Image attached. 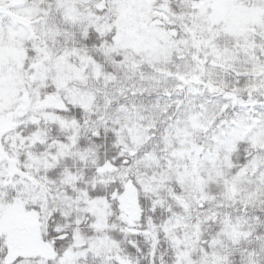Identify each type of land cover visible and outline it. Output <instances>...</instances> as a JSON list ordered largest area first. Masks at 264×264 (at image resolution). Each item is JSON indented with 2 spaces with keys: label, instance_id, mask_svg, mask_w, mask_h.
I'll use <instances>...</instances> for the list:
<instances>
[{
  "label": "snow or ice",
  "instance_id": "6c2138e0",
  "mask_svg": "<svg viewBox=\"0 0 264 264\" xmlns=\"http://www.w3.org/2000/svg\"><path fill=\"white\" fill-rule=\"evenodd\" d=\"M0 264H264V0H0Z\"/></svg>",
  "mask_w": 264,
  "mask_h": 264
}]
</instances>
